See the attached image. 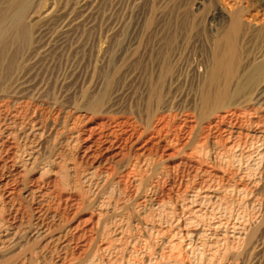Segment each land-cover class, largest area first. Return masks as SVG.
<instances>
[{
    "label": "rangeland",
    "instance_id": "rangeland-1",
    "mask_svg": "<svg viewBox=\"0 0 264 264\" xmlns=\"http://www.w3.org/2000/svg\"><path fill=\"white\" fill-rule=\"evenodd\" d=\"M3 9L25 18H0V165L15 190L0 264H264V92L246 74L264 64V0ZM234 14L233 77L211 85ZM227 82L231 98L204 107Z\"/></svg>",
    "mask_w": 264,
    "mask_h": 264
},
{
    "label": "bare ground",
    "instance_id": "bare-ground-1",
    "mask_svg": "<svg viewBox=\"0 0 264 264\" xmlns=\"http://www.w3.org/2000/svg\"><path fill=\"white\" fill-rule=\"evenodd\" d=\"M11 6H15V4L13 3ZM23 8V7H22ZM20 10V9H19ZM24 12V11H23ZM23 12H18L17 14H13V16L11 17H7V13L4 11V9L2 10V12H0V18H2L3 20H9L11 22V24H13V27H20L21 29L23 28V21H24V13ZM1 19V20H2ZM0 20V36L2 34H4L2 31V24ZM2 20V22H3ZM5 23V22H4ZM244 29V25L242 24L239 16L237 14H234L232 16L231 19V26H230V30L224 35L223 37V45L221 47L222 52H220L219 49V54L218 56H215L216 58H214V65L212 66V70L210 71L209 75V80H210V84L211 85H215L218 84L219 79H220V75L222 72H225L227 78H229L228 80L230 81V79L233 77V73H232V61L235 59L236 55H237V46H236V39L237 36L240 34V32ZM223 74V73H222ZM247 74V80H249L250 82H253L256 85V89L258 88L259 90L261 89V91L264 92V64H260V65H256L255 67H251L248 72H246ZM222 76V75H221ZM241 77V76H240ZM244 77V76H242ZM242 77L240 79H242ZM228 82L226 83V86H224L223 89H219V90H215V93H210L208 92L205 96H204V107L210 105L212 102H215L217 105H222L224 104V102L227 100V98H231V95L229 94V89H228ZM87 130V129H86ZM94 132V131H93ZM92 133V132H91ZM95 133V132H94ZM132 133V132H131ZM93 134V133H92ZM91 137V135H90ZM133 137V136H132ZM91 141V140H90ZM139 141V140H137ZM95 143V142H94ZM93 145V144H92ZM95 145V144H94ZM144 145V144H143ZM142 145V146H143ZM104 146V150L105 151H111V150H117L119 151V147L115 146V142L114 141H107L104 142L103 144ZM93 147V146H92ZM233 147V146H232ZM200 149V148H199ZM89 150V149H88ZM199 151V150H198ZM218 161V160H217ZM12 165V164H11ZM4 166V165H3ZM5 167H3L4 169ZM2 169V165H0V200H2L4 203H8L13 201L14 199V194H15V190L14 188L11 186V178L10 176H8L7 174L3 173V169ZM106 171V170H105ZM135 172V171H134ZM12 175V174H11ZM17 176V175H16ZM15 176V177H16ZM14 177V176H13ZM18 177V176H17ZM15 180V178H14ZM17 183V182H16ZM15 184V183H14ZM138 184V183H137ZM260 184V183H259ZM16 187V185H15ZM264 187V186H263ZM25 188V187H24ZM19 189V188H18ZM260 189V188H259ZM262 189V188H261ZM24 190V195L26 196H30V193L33 192V190L31 191V188L28 187ZM34 193V192H33ZM18 194V193H17ZM17 198V197H15ZM19 198V197H18ZM262 198V197H261ZM256 201V200H255ZM15 203V202H13ZM6 205V204H5ZM11 206V205H10ZM9 207V206H8ZM12 207V206H11ZM14 208V207H13ZM8 210V209H7ZM260 212H261V221L264 222V195H263V199L260 202ZM11 213V212H10ZM260 214V213H259ZM54 218V217H53ZM14 219V218H13ZM17 220V219H16ZM246 227V226H245ZM251 225L248 226L247 228V232H242L239 233V238L243 241V242H250L252 240L253 236H249L248 233L251 231ZM45 230V229H44ZM246 230V229H245ZM46 233V232H45ZM17 235V234H16ZM39 234H37L38 236ZM31 237V236H30ZM41 238V237H40ZM10 239V238H9ZM256 240V239H255ZM35 241V240H34ZM256 242V241H255ZM253 243V242H252ZM256 244V243H255ZM260 246V245H259ZM241 248V247H240ZM1 249V246H0ZM1 253V252H0ZM2 257V256H1Z\"/></svg>",
    "mask_w": 264,
    "mask_h": 264
}]
</instances>
